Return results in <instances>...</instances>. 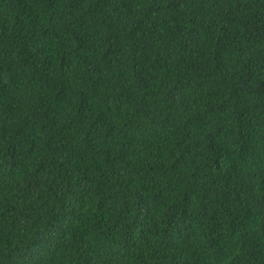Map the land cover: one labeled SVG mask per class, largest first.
<instances>
[{
	"label": "trees",
	"instance_id": "1",
	"mask_svg": "<svg viewBox=\"0 0 264 264\" xmlns=\"http://www.w3.org/2000/svg\"><path fill=\"white\" fill-rule=\"evenodd\" d=\"M0 264H264V0H0Z\"/></svg>",
	"mask_w": 264,
	"mask_h": 264
}]
</instances>
